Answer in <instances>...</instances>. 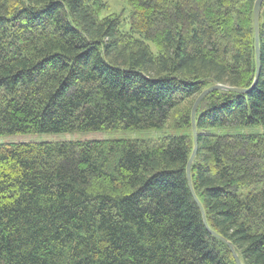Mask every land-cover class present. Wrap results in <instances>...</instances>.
Masks as SVG:
<instances>
[{
	"label": "trees",
	"instance_id": "obj_1",
	"mask_svg": "<svg viewBox=\"0 0 264 264\" xmlns=\"http://www.w3.org/2000/svg\"><path fill=\"white\" fill-rule=\"evenodd\" d=\"M119 1L0 0V136L185 133L0 142V264H236L187 163L198 95L254 81L256 0ZM260 51L250 92L196 114L193 186L243 264H264V1Z\"/></svg>",
	"mask_w": 264,
	"mask_h": 264
},
{
	"label": "rangeland",
	"instance_id": "obj_2",
	"mask_svg": "<svg viewBox=\"0 0 264 264\" xmlns=\"http://www.w3.org/2000/svg\"><path fill=\"white\" fill-rule=\"evenodd\" d=\"M111 4V10L118 12L124 7L125 3L119 0H108ZM152 48L155 50L154 46ZM220 133H252L262 131L257 126H237L230 129L217 130ZM184 129H102V130H74L71 133H37L29 135H2L0 142H43V141H61V140H100V139H139L146 141H156L166 135L183 134Z\"/></svg>",
	"mask_w": 264,
	"mask_h": 264
},
{
	"label": "water",
	"instance_id": "obj_3",
	"mask_svg": "<svg viewBox=\"0 0 264 264\" xmlns=\"http://www.w3.org/2000/svg\"><path fill=\"white\" fill-rule=\"evenodd\" d=\"M263 1L264 0H256L255 5H254L256 72H255V78H254L252 85L249 88H243V87H237V86H232V85L223 84V83H215V84L209 86L208 88H206L205 90H203L198 95V97L196 98V100L193 104L192 112H191L192 130H193V136H194V149H193V152H192V154L188 160V163H187V179H188L189 187H190V190H191V193H192L194 199L196 200V202H197V204H198V206L202 212L203 221H204L205 226L211 232L212 235H214L215 237L219 238L220 240H222L223 242L228 244V246L230 247V249L234 255L236 264H243L239 253L237 252L233 243H231L227 238H225L223 235L219 234L218 232H216L215 230H213L210 227L208 220H207L205 208H204L202 202L200 201V199L198 198V196L195 192L194 186H193L192 165H193V162H194L196 155H197V152H198V129H197L196 114H197L198 106L201 103V101L206 96H208L210 93H212L214 91L224 90V91H228V92H235L238 94H244V93L250 92L256 86L258 79H259V76H260V72H261L260 14H261V7H262Z\"/></svg>",
	"mask_w": 264,
	"mask_h": 264
}]
</instances>
